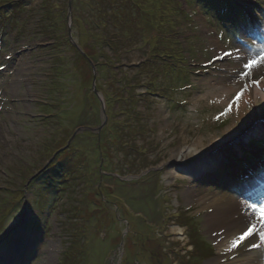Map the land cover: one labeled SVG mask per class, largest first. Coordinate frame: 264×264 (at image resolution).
I'll return each mask as SVG.
<instances>
[{
    "label": "rangeland",
    "instance_id": "1",
    "mask_svg": "<svg viewBox=\"0 0 264 264\" xmlns=\"http://www.w3.org/2000/svg\"><path fill=\"white\" fill-rule=\"evenodd\" d=\"M262 51L264 0H0V264H264V138L174 175L185 147L264 120L235 112ZM219 208L255 228L231 251Z\"/></svg>",
    "mask_w": 264,
    "mask_h": 264
},
{
    "label": "bare ground",
    "instance_id": "2",
    "mask_svg": "<svg viewBox=\"0 0 264 264\" xmlns=\"http://www.w3.org/2000/svg\"><path fill=\"white\" fill-rule=\"evenodd\" d=\"M239 88L241 89V87L239 86ZM226 90V91H225ZM233 90H236L233 89ZM229 91V92H228ZM225 92L226 93H230L229 89H219L218 92L216 93H211L212 95L210 96L208 94L209 99H215L218 103H222V104H229L228 101L225 99ZM240 93V92H239ZM202 99H206L205 97H202ZM208 99V101H209ZM240 101L241 103L238 104L237 106H235V112L237 113H243V110H246L247 108L252 109L253 111H255V113L261 114L262 115V111L260 109V103L264 104V83L260 82V84H258L257 87H254L253 90L250 93H241V97H240ZM255 119H252V121L246 126L241 124L238 129H236V131H234V133L230 132V128L223 133V137L221 136L220 138H212L211 142L208 146L203 145L201 142L197 143L194 146H189V147H185L181 152L179 151L175 158H176V171L174 172V175L179 177H183L185 179H187L188 177L186 176H182L184 174H188L192 169L196 171V167L201 165L200 163H204V161H208L207 158H205L208 154L210 155L211 153H215L217 151H220L221 149H227L230 150V152L233 153V157L237 160H240L242 158L243 154V150L244 149H248L250 152H255L257 150L256 147H251L249 146V141L254 138L256 140H262V138H264V120H259V121H254ZM221 152V151H220ZM220 154V153H219ZM220 159H223V161L228 162L229 159L225 158L223 155L219 156ZM192 157L194 159V162L190 165H187L186 162H184L185 159ZM217 159V158H215ZM261 160V159H260ZM213 162L211 161V164ZM261 163V162H260ZM209 165V166H208ZM205 165L203 168L204 172H208V171H215L216 169V165ZM235 167V166H233ZM191 171L194 172L195 174H197V172L195 171ZM177 172V174H176ZM180 172V174H179ZM200 174V172H199ZM196 177V176H195ZM168 182V181H167ZM169 190V189H168ZM235 205V201H227V206L229 208L233 207ZM224 208H227L226 206H223ZM224 208H219L216 209L215 212L213 213V217L215 219V217L219 216V219H215L213 222V227H215L217 230L214 231L213 235L216 237L217 234L219 235H223L224 239L222 238L221 242L218 245L219 251H223V250H227L229 248H231L232 245V241L234 239H237L238 233L241 230L239 227L236 229H233L235 227V225L237 226L236 223H239L241 220L245 221L244 219H242L239 216V222H228L226 220V214L224 213L225 209ZM245 211L247 213H249L250 211L248 209H245ZM223 215L224 218H220V216ZM231 225V226H230ZM172 228V227H171ZM170 227L168 229L171 230V232L177 236H179L177 238L178 241L180 242H184L185 241V237L183 234V229L178 227H173V229H171ZM255 228L252 229V231ZM219 230V232H218ZM235 230V232H234ZM260 230V229H259ZM237 231V232H236ZM217 238V237H216ZM190 249H192V246L189 247ZM235 249V248H234ZM233 250V249H232ZM193 252V250H192ZM236 264H241V261H236Z\"/></svg>",
    "mask_w": 264,
    "mask_h": 264
},
{
    "label": "snow or ice",
    "instance_id": "3",
    "mask_svg": "<svg viewBox=\"0 0 264 264\" xmlns=\"http://www.w3.org/2000/svg\"><path fill=\"white\" fill-rule=\"evenodd\" d=\"M222 2H226V0H222ZM235 54L237 56V62H242L241 61V57L243 56V52H242L241 48H239V47L235 48ZM214 55H216V54H214ZM224 55L228 56V57H231L233 55V52H229V51L225 50ZM209 62L211 63V61H209ZM260 62H264V51L261 52V54H260L258 59L248 60L247 62H243V68L244 69H251V68H253L255 65H257ZM253 83H256V82L254 81ZM250 208L254 212H256L257 215H259L260 212L262 210H264V205L252 204V205H250ZM25 226H26V222L24 220H21L20 223H19V228L21 230H23L25 228ZM251 232H252V229H249V231L247 233H245L244 235H241L237 239H234L232 241L231 248H229L228 251H231L232 249L236 248L238 246V244L246 238V236L251 234Z\"/></svg>",
    "mask_w": 264,
    "mask_h": 264
},
{
    "label": "crops",
    "instance_id": "4",
    "mask_svg": "<svg viewBox=\"0 0 264 264\" xmlns=\"http://www.w3.org/2000/svg\"><path fill=\"white\" fill-rule=\"evenodd\" d=\"M214 212H215V211H214ZM214 212H213V213H214ZM213 215H214V214H213ZM215 218L219 219V216H218V217H215ZM230 226H231V225H230Z\"/></svg>",
    "mask_w": 264,
    "mask_h": 264
},
{
    "label": "water",
    "instance_id": "5",
    "mask_svg": "<svg viewBox=\"0 0 264 264\" xmlns=\"http://www.w3.org/2000/svg\"><path fill=\"white\" fill-rule=\"evenodd\" d=\"M106 118V117H105ZM84 130V129H83ZM83 130H79V131H83Z\"/></svg>",
    "mask_w": 264,
    "mask_h": 264
},
{
    "label": "clouds",
    "instance_id": "6",
    "mask_svg": "<svg viewBox=\"0 0 264 264\" xmlns=\"http://www.w3.org/2000/svg\"><path fill=\"white\" fill-rule=\"evenodd\" d=\"M178 227V226H177Z\"/></svg>",
    "mask_w": 264,
    "mask_h": 264
}]
</instances>
